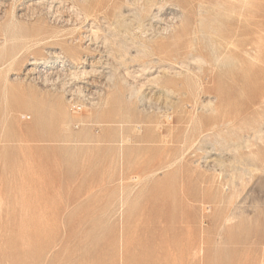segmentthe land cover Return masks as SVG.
<instances>
[{"label":"rangeland","instance_id":"1","mask_svg":"<svg viewBox=\"0 0 264 264\" xmlns=\"http://www.w3.org/2000/svg\"><path fill=\"white\" fill-rule=\"evenodd\" d=\"M263 35L264 0H0V264H264Z\"/></svg>","mask_w":264,"mask_h":264},{"label":"bare ground","instance_id":"2","mask_svg":"<svg viewBox=\"0 0 264 264\" xmlns=\"http://www.w3.org/2000/svg\"><path fill=\"white\" fill-rule=\"evenodd\" d=\"M151 3L148 5V7H146V14H148V16H151V19H138V26L136 27V29H138V30H141L143 33H146L147 31H149V30H152V36L150 37V39L153 41V40H155V39H157V38H166V36L165 35H167L168 33V29L170 28L168 25H159V24H153V21H154V18H155V15H154V13H153V8H154V6H156V3H154L153 1H150ZM121 15V14H120ZM119 15V16H120ZM136 15V14H135ZM140 18V17H139ZM121 19H124V21H123V23H127V22H129L130 21V19H127L126 17H124V15L122 16L121 15ZM146 20H149V22H148V24H145V22H146ZM121 22V21H120ZM171 25V24H170ZM229 27V26H228ZM135 30V29H134ZM170 30V29H169ZM202 32H203V30H202ZM262 33V32H261ZM237 33H233V34H224V35H221L220 34V40L218 41L217 39H215V36L214 35H210L209 37H206L205 35H203V38L204 39H208V41L209 42H211L210 43V52H211V57H212V60L210 61V63L211 64H218V63H223L224 61H223V59H222V54H223V52H222V49L224 50V52L226 51V50H228L229 48H230V45L233 43L232 41H233V39L235 38V37H237ZM257 36V35H256ZM263 37H264V35H263ZM263 37L262 36H260V38H262L263 39ZM258 39V38H257ZM156 41V40H155ZM255 42V41H254ZM254 42H253V44H254ZM257 43V42H256ZM254 44V45H256V48H258L257 47V45H259V44ZM261 43H263L262 42V40H261ZM260 43V44H261ZM143 46L145 45V43H141ZM242 45V47H243V49L246 51V53H249V50L250 49H247V46L249 45V42H246V41H244L243 43H241ZM252 45V44H251ZM251 45H249V47L251 46ZM262 45V44H261ZM189 46V48L191 47V49L193 48L194 49V47H193V45L192 44H190V45H188ZM260 46V45H259ZM149 48H150V46H148ZM248 47V48H249ZM261 47V46H260ZM259 47V48H260ZM264 47V46H263ZM192 49V50H193ZM264 49V48H263ZM180 50V49H179ZM260 50H261V48H260ZM257 51V50H256ZM255 51V53L257 54V52ZM232 52V51H231ZM263 51L261 50V53H262ZM259 53V52H258ZM225 54V53H224ZM53 56H56L57 58H60V60H61V64H57V62L56 61H52V62H50V63H48V64H46L47 66V71L45 72V75H47L48 77H50L51 79H55V80H57V81H59V80H64L65 82H69V83H74L75 81H76V79H78V77L79 76H85V75H88V70H82L81 72H77V71H73L72 69H71V67H72V64H71V60L70 59H68V57L67 56H65V55H62L60 52L59 53H53L52 54ZM190 56H193V52L191 51V50H189V52L187 53V55H186V57H190ZM61 58H63V60L61 59ZM67 58V59H66ZM230 58V57H229ZM75 59H76V61H79V60H82V57H80V56H77V57H75ZM227 59V58H226ZM181 74V73H180ZM179 74V75H180ZM47 77V78H48ZM79 87V89L81 88L82 89V87L83 86H78ZM80 89V90H81ZM263 119H262V121H261V125H259V128H257V129H255V132L256 133H260V132H262L263 131V126H264V117H262ZM215 124H216V122H215ZM213 127H214V124H213ZM218 127H219V125H218ZM237 146H238V148H243L244 147V145H242V144H240V143H238L237 144ZM248 147H251L250 145H247ZM246 147V146H245ZM250 149V148H249ZM249 156H253V155H256V153L255 152H253L252 150H249V154H248ZM253 189V188H252ZM233 196V195H232ZM230 220V219H229ZM228 220V221H229ZM231 221V220H230Z\"/></svg>","mask_w":264,"mask_h":264}]
</instances>
